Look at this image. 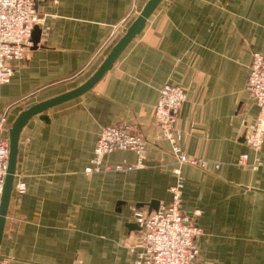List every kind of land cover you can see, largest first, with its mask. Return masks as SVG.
Returning <instances> with one entry per match:
<instances>
[{
	"label": "crops",
	"instance_id": "crops-1",
	"mask_svg": "<svg viewBox=\"0 0 264 264\" xmlns=\"http://www.w3.org/2000/svg\"><path fill=\"white\" fill-rule=\"evenodd\" d=\"M148 0H35L39 41L0 87L9 126L29 106L71 90L97 68ZM253 52L264 55V0H162L142 31L89 91L23 127L0 243L9 264H135V209L170 201L175 157L152 125L165 83L179 84L182 213L202 234L192 264H264V143L256 171L237 165L257 106L246 89ZM129 125L148 140L141 168L86 173L101 129ZM116 150L103 165L134 164ZM158 201L156 209L149 206Z\"/></svg>",
	"mask_w": 264,
	"mask_h": 264
},
{
	"label": "built area",
	"instance_id": "built-area-1",
	"mask_svg": "<svg viewBox=\"0 0 264 264\" xmlns=\"http://www.w3.org/2000/svg\"><path fill=\"white\" fill-rule=\"evenodd\" d=\"M39 20L35 0H0V87L9 81L13 64L26 57L32 45L33 28ZM246 89L257 106L255 121L245 139L254 157L249 161L247 154H241L237 165L256 171L262 166L258 153L264 143V55L261 53H252ZM184 99L185 91L181 85L165 83L154 105L152 125L157 130V136L170 144L175 157V166L172 168L175 179L167 189L169 202L160 204L151 213L141 208L133 212V219L139 229L136 243L129 247V251L135 255V264H192L199 252L196 239L202 230L194 218L183 214L181 210V166L189 164L203 169L207 162L188 156L181 147L183 133L178 127V113ZM9 127L7 109H0V196L8 167ZM147 145L146 136L134 131L129 125L105 126L99 132L90 165L85 172H123L141 168ZM116 150L133 151L136 162L103 165L104 157ZM25 191L26 183L17 179L11 197L18 199ZM0 264H9V259L0 256Z\"/></svg>",
	"mask_w": 264,
	"mask_h": 264
},
{
	"label": "water",
	"instance_id": "water-1",
	"mask_svg": "<svg viewBox=\"0 0 264 264\" xmlns=\"http://www.w3.org/2000/svg\"><path fill=\"white\" fill-rule=\"evenodd\" d=\"M162 0H148L141 11L137 14L134 20L128 25L125 31L121 34L118 40L112 45L109 51L106 53L100 64L93 71V73L80 85L77 87L68 90L59 95L50 97L38 103H35L28 108L22 110L14 121L11 123L8 130V139H9V152H8V167L7 173L4 178L2 193L0 196V243L3 236V231L5 227V221L7 212L9 209L10 199L12 195L14 179L16 174V164L19 150V138L20 133L23 127L27 124V122L35 115H39V117L43 120H48L45 112L57 105L70 101L74 98L79 97L80 95L86 93L90 89H92L105 75V73L111 69L114 62L123 52V50L127 47V45L142 31L145 26V23L155 8L160 4ZM40 30L35 25L32 31V43L36 46L39 41ZM156 204L158 205V201H151L149 206L154 207ZM157 210V209H156ZM129 227H136L139 229L137 225L130 224Z\"/></svg>",
	"mask_w": 264,
	"mask_h": 264
}]
</instances>
